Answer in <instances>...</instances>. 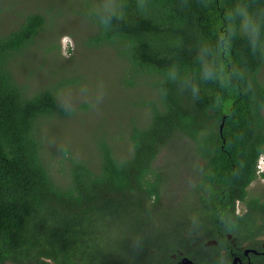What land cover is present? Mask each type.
Listing matches in <instances>:
<instances>
[{
	"label": "trees",
	"instance_id": "1",
	"mask_svg": "<svg viewBox=\"0 0 264 264\" xmlns=\"http://www.w3.org/2000/svg\"><path fill=\"white\" fill-rule=\"evenodd\" d=\"M80 4L73 14L92 27L87 46L123 65L125 127L95 132L90 150L56 145L43 127L78 118L60 96L81 82L48 66L49 11L0 31V264H230L227 235L239 256L255 250L264 235V193L249 189L264 179V0ZM28 56L45 61L46 80L18 79ZM178 152L190 162H175Z\"/></svg>",
	"mask_w": 264,
	"mask_h": 264
},
{
	"label": "rangeland",
	"instance_id": "2",
	"mask_svg": "<svg viewBox=\"0 0 264 264\" xmlns=\"http://www.w3.org/2000/svg\"><path fill=\"white\" fill-rule=\"evenodd\" d=\"M80 5V0H0L2 33L7 31L11 20H19L23 14L37 10L43 13L49 11L50 24L53 28L44 33L42 38L44 45L50 42L55 46V50L50 54L54 56L55 62L48 66L58 70L60 76L74 75L81 83L78 87L65 89L60 96L62 102L67 104L68 110L78 112V118L48 123L46 129L43 127V133L50 134L51 141L57 139L56 145L67 142L77 151L90 150L92 136L95 132L99 133L102 128L114 131L125 127L126 119L120 111L126 110L132 94L124 90L119 83V71L121 73L123 65L115 60L112 51L108 48L92 49L87 46L86 39L92 32V27L81 16L73 14ZM23 62L16 66L20 81L28 80L35 85L43 77L47 79L46 68L43 66L45 61L28 56ZM44 68L45 70H42ZM31 70L34 71L33 75L28 73ZM260 73L264 81V66ZM61 77L55 76L56 79ZM92 101L93 111L91 109L84 111L78 106L84 103L92 105ZM191 156L189 152H178L173 160L179 164L190 162ZM261 164L264 167V159ZM258 178L249 189L252 192L264 193V179L260 176ZM176 198L181 200L180 196Z\"/></svg>",
	"mask_w": 264,
	"mask_h": 264
},
{
	"label": "flooded vegetation",
	"instance_id": "3",
	"mask_svg": "<svg viewBox=\"0 0 264 264\" xmlns=\"http://www.w3.org/2000/svg\"><path fill=\"white\" fill-rule=\"evenodd\" d=\"M239 208L241 209V207H239ZM239 208L236 211V213L238 215L241 213V211H239ZM226 238L228 239V241L231 244L230 257H229V259H231L230 264H234V262L236 261V259L239 260L237 262V264H251V262L246 263L249 260V258H250L251 255H256V256L264 257V235H263L262 238L260 237V240H258L259 244L256 246V249L255 250H252L253 253L247 251L244 246L241 247V249H242V255L244 257L243 256L242 257L239 256L237 250H233V249H236V246H235L234 240L231 238V236L230 235H227ZM225 254H226V252H223V255H225ZM244 260L246 262H244ZM189 261H191V260H189ZM179 263L182 264L181 261ZM192 264H194V263L192 262Z\"/></svg>",
	"mask_w": 264,
	"mask_h": 264
},
{
	"label": "water",
	"instance_id": "4",
	"mask_svg": "<svg viewBox=\"0 0 264 264\" xmlns=\"http://www.w3.org/2000/svg\"><path fill=\"white\" fill-rule=\"evenodd\" d=\"M222 127H223V126H221V129H222ZM247 253H248V252H247ZM238 261H239V260L236 259V261L234 262V264H237ZM181 263H182V264H192V262L189 261V260L186 259V258H183V259L181 260Z\"/></svg>",
	"mask_w": 264,
	"mask_h": 264
},
{
	"label": "clouds",
	"instance_id": "5",
	"mask_svg": "<svg viewBox=\"0 0 264 264\" xmlns=\"http://www.w3.org/2000/svg\"><path fill=\"white\" fill-rule=\"evenodd\" d=\"M257 169H258V172L264 173V167L261 163L258 165Z\"/></svg>",
	"mask_w": 264,
	"mask_h": 264
}]
</instances>
